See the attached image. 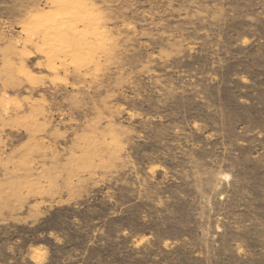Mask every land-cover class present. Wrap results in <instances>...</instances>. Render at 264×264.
<instances>
[{"label":"rangeland","instance_id":"obj_1","mask_svg":"<svg viewBox=\"0 0 264 264\" xmlns=\"http://www.w3.org/2000/svg\"><path fill=\"white\" fill-rule=\"evenodd\" d=\"M57 1L0 0V264H264V0Z\"/></svg>","mask_w":264,"mask_h":264},{"label":"bare ground","instance_id":"obj_2","mask_svg":"<svg viewBox=\"0 0 264 264\" xmlns=\"http://www.w3.org/2000/svg\"><path fill=\"white\" fill-rule=\"evenodd\" d=\"M87 11L88 10L85 8L83 9V11H81V9L79 8V5H77L74 0H58L57 1V10L55 12H53L54 13V15H52L53 18L51 17L52 19H50L51 22H49V23L57 22L61 16H64L65 19L70 20V23H75L74 26L72 25L70 27L76 28V26L79 23H81L87 19V17H88ZM40 17H42V16H40ZM38 18H39V16L34 15L31 20H34V19L37 20ZM36 23H38V22H36ZM72 29H74V28H72Z\"/></svg>","mask_w":264,"mask_h":264}]
</instances>
